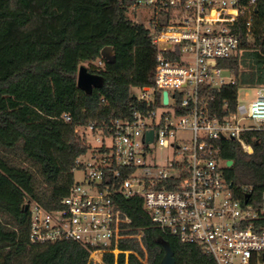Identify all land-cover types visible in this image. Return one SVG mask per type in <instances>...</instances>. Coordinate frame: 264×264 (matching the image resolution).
I'll use <instances>...</instances> for the list:
<instances>
[{
    "label": "built area",
    "instance_id": "1",
    "mask_svg": "<svg viewBox=\"0 0 264 264\" xmlns=\"http://www.w3.org/2000/svg\"><path fill=\"white\" fill-rule=\"evenodd\" d=\"M255 9L257 0H132L128 15L148 13L147 24L135 23L159 49L155 84L133 88L129 117L76 128L91 142L73 170L84 178L59 209L30 204L31 243L78 242L90 252L88 264H106L108 255L121 264L123 254L124 264L132 254L150 264L144 233L129 232L131 218L119 204L140 196L157 226L201 246L217 264H264V194L262 203L248 193L237 199L225 174L228 160L220 157L225 140L254 153L244 135L264 131V87L245 92L244 103L239 90L235 106L212 107L216 91L236 83L220 62L238 53L240 30L250 34ZM129 239L144 254L122 250Z\"/></svg>",
    "mask_w": 264,
    "mask_h": 264
},
{
    "label": "trees",
    "instance_id": "2",
    "mask_svg": "<svg viewBox=\"0 0 264 264\" xmlns=\"http://www.w3.org/2000/svg\"><path fill=\"white\" fill-rule=\"evenodd\" d=\"M132 0H0V264H88V248L75 241L30 242L31 210L61 208L75 183L76 160L87 152L78 126H110L131 113L133 88L153 86L159 49L150 31L128 15ZM250 34L241 28L238 53L220 65L236 77L212 104L236 105L243 86L264 87V0ZM109 48L103 55V50ZM101 75L104 84L86 94L78 87L81 66ZM252 89V88H251ZM216 107V108H215ZM65 115L71 117L67 122ZM244 138L246 153L232 140L222 142L220 157L233 161L226 178L243 200L262 203L264 131ZM248 188V192L245 191ZM131 218L129 232H143L150 264H161L171 245L176 264H217L201 246L185 244L157 226L140 196L121 199ZM124 251L144 254L140 243L124 240ZM106 264H114L108 255ZM125 263V255L120 257ZM129 264H141L130 255Z\"/></svg>",
    "mask_w": 264,
    "mask_h": 264
},
{
    "label": "water",
    "instance_id": "3",
    "mask_svg": "<svg viewBox=\"0 0 264 264\" xmlns=\"http://www.w3.org/2000/svg\"><path fill=\"white\" fill-rule=\"evenodd\" d=\"M255 13H258V9H255ZM109 48L103 50V55H105L106 51H109ZM104 84V78L101 75L92 74L88 71V68L85 66H81L78 74V87L83 90L86 94H92L94 89L101 88ZM165 102H168V93H164ZM150 139H152L153 133H150ZM233 161H228V166L231 167L233 165ZM230 188H233V184H231ZM249 196L246 198V202H248ZM30 204L25 206V209L28 211ZM159 243L164 247L166 254L161 264H176V259L174 256L173 249L169 242L161 239Z\"/></svg>",
    "mask_w": 264,
    "mask_h": 264
},
{
    "label": "rangeland",
    "instance_id": "4",
    "mask_svg": "<svg viewBox=\"0 0 264 264\" xmlns=\"http://www.w3.org/2000/svg\"><path fill=\"white\" fill-rule=\"evenodd\" d=\"M147 15H148V13H146ZM145 13H142L141 15H140V17H138V16H136L135 14H129V17L131 18V20H133L134 22L136 21V20H138L139 19V21H140V23H145V24H147L148 23V21H147V18H148V16L146 15ZM85 67H88V65H84ZM253 90H252V89ZM257 88H260L259 86H256V87H253V86H251V87H246V86H243L242 88H241V90H240V97H239V101L241 102V103H244L245 101H244V94H245V92H247V91H249V92H253L254 91V89H257ZM134 92H138V90H133ZM181 136H183V137H186V138H190L191 137V135L190 134H188V133H183V134H180ZM85 142L87 143V144H90L91 142L89 141V139H86L85 138ZM83 178H84V175H83V172H81V171H79V172H76V174H75V180H76V182H80V181H82L83 180Z\"/></svg>",
    "mask_w": 264,
    "mask_h": 264
}]
</instances>
